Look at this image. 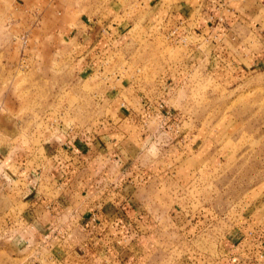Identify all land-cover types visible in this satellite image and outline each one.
Returning a JSON list of instances; mask_svg holds the SVG:
<instances>
[{
	"label": "rangeland",
	"instance_id": "374dc122",
	"mask_svg": "<svg viewBox=\"0 0 264 264\" xmlns=\"http://www.w3.org/2000/svg\"><path fill=\"white\" fill-rule=\"evenodd\" d=\"M100 12L96 0H0V155L25 156L26 170L39 171L50 150L43 145L57 136L58 125L82 142L120 133L128 123L149 127L154 142L144 162L169 176L150 188L155 217L165 227L170 223L168 239L180 237L171 232L174 210L207 228L183 239L165 264L192 248L211 249L210 236L214 243L232 228L264 224V67L241 70L224 60L230 70H211L206 38H152L136 25L80 78L67 49L80 43L88 22L82 17ZM168 67L174 68L175 96L169 107L154 110L164 116L145 115L153 110L154 82ZM15 205L0 189V264L32 258L20 241L32 229Z\"/></svg>",
	"mask_w": 264,
	"mask_h": 264
},
{
	"label": "crops",
	"instance_id": "0c3cea01",
	"mask_svg": "<svg viewBox=\"0 0 264 264\" xmlns=\"http://www.w3.org/2000/svg\"><path fill=\"white\" fill-rule=\"evenodd\" d=\"M96 4L100 14L82 17L88 22L80 43L67 49L80 78L92 74L96 60L114 52L136 25L152 38L161 34L206 38L211 70H230L223 67L224 60L241 70L264 67V0H96ZM171 69L155 80L157 92L150 101L158 106L148 104L153 110L145 115L164 116L154 110L169 107L175 96ZM113 95L119 96L120 89ZM129 97L138 99L131 93ZM126 126L118 132L123 140H117L115 132L92 142L73 140L66 127L56 126L57 136L43 145L50 150L47 164L36 166L39 171L26 170L25 156L15 160L0 155V189L22 210L26 228L32 229L30 238L20 240L31 252L29 264H165L166 254L183 239L187 242L207 229L174 210L178 219L171 232L180 237L168 239L164 230L170 223L165 227L155 217L150 188L163 180L160 176H169L144 162L153 146V132L132 123ZM247 229L232 228L214 243L210 236L206 243L211 249L192 248L174 264H264V224Z\"/></svg>",
	"mask_w": 264,
	"mask_h": 264
}]
</instances>
